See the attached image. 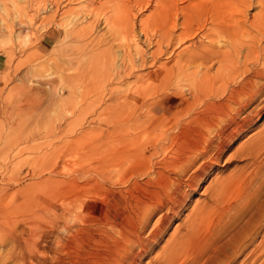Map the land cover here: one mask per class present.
<instances>
[{
    "label": "bare ground",
    "instance_id": "1",
    "mask_svg": "<svg viewBox=\"0 0 264 264\" xmlns=\"http://www.w3.org/2000/svg\"><path fill=\"white\" fill-rule=\"evenodd\" d=\"M22 1L11 24L5 0H0V33L32 28L39 21L48 29L41 40L47 52L46 45L61 30L70 41L57 50V64L85 68L71 77L83 86L70 90V95L109 97L111 102L118 97L105 110L121 109L119 119L114 115L112 120L123 127V146L109 160L106 176L111 181L119 177L121 184L124 180L130 186L125 192L130 213L105 217L109 230L99 228L96 234L85 226L81 207L71 223L65 213L47 226H33L25 237L15 235L17 264H139L187 207V190L192 194L199 189L209 168L255 127L264 111V0ZM253 8L257 12L249 14ZM69 49L75 53L67 55L64 50ZM163 58L172 61L161 62ZM52 61L45 59L46 69ZM146 70L151 71L143 73ZM124 78L132 81L128 89H109ZM86 82L97 87H86ZM164 94L169 107L142 112L151 108L150 98ZM257 139L229 155L228 161L243 159L247 165L239 174L216 181L215 188L209 185L207 205L187 217L186 234L170 239L152 264H264V225L259 244L258 229L251 236L245 231L234 245L228 241L216 246L212 238L235 205L228 207L229 197L240 199L264 168V147L259 146L264 138L259 144ZM80 237L87 243L75 252Z\"/></svg>",
    "mask_w": 264,
    "mask_h": 264
},
{
    "label": "rangeland",
    "instance_id": "2",
    "mask_svg": "<svg viewBox=\"0 0 264 264\" xmlns=\"http://www.w3.org/2000/svg\"><path fill=\"white\" fill-rule=\"evenodd\" d=\"M5 4L10 12L8 20L12 24L16 10L24 6V3L22 0H5ZM150 10L144 12L143 17L150 15ZM256 12L253 8L249 14ZM57 23H61V20L58 19ZM39 24L37 21L32 28L28 25L23 29L17 28L14 34L0 33V264H17L15 235L21 233L25 237L26 232L33 226H47L65 213L71 223L72 219L80 216L82 210L84 224L89 228V233L94 234L101 228L109 230L107 216L113 219L116 214L126 217L130 213L125 193L128 184L125 185L124 180L121 184L119 177H114V182L106 176L109 174L106 168L109 160L123 146V127L112 120L115 117L119 119L120 114L122 115L121 109L113 107V114L105 110L106 105H113L118 97L113 96L111 102L109 97L91 95L80 98L77 94L71 96L69 91L83 84L71 77L85 68L82 69V64L77 63L57 64L60 56L57 50L70 39L63 36L60 28L61 34L46 45V52L41 40L48 29ZM52 28L57 27L54 24ZM64 52L67 55L75 53L72 49ZM46 58L53 60L48 69L45 67ZM84 59L83 56L81 61ZM165 60L163 58L161 62ZM170 61L172 59L166 60ZM131 82L124 78L119 83L114 82L109 89L124 91ZM86 85L89 88L97 87L95 82H86ZM165 96L150 98L151 108L147 110L144 107L142 112L150 114L163 104L169 107V99ZM254 136L258 138L256 144L264 138V111L260 113L255 127L234 143L231 151L222 157L218 165L214 164L209 168L199 189L192 194V190H187L190 195L187 207L180 216L173 219L158 245L149 254H145L142 264L155 262L170 239L186 234L187 217L208 203L209 185L215 188L216 181L219 183L237 171L235 174H239L245 168L247 163L242 162L243 159L230 158L228 161V158L235 149L255 138ZM259 146L264 147V141ZM118 164L116 163V167ZM247 170L250 171L249 168ZM263 171L264 168L240 199L235 200L231 196V200H227L229 208L235 205L213 231L212 238L216 246L228 241H231L230 245H234V242L247 233L253 235L257 229L259 232L256 244L261 241V229L264 225ZM100 175L106 176V179L103 180L104 176ZM160 216L159 213L151 220L144 235L145 240L149 238L154 229L153 225ZM219 216L217 213L215 218ZM199 233L198 229L194 233V236L198 234L195 236L197 240L198 236L201 237ZM75 242L80 247L77 245L75 247L78 248L74 250L80 252L79 248H84L87 240L80 237Z\"/></svg>",
    "mask_w": 264,
    "mask_h": 264
}]
</instances>
